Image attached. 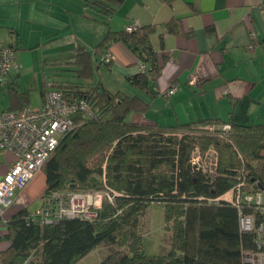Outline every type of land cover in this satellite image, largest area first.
Returning a JSON list of instances; mask_svg holds the SVG:
<instances>
[{
	"label": "trees",
	"instance_id": "1",
	"mask_svg": "<svg viewBox=\"0 0 264 264\" xmlns=\"http://www.w3.org/2000/svg\"><path fill=\"white\" fill-rule=\"evenodd\" d=\"M124 2L83 0L107 16ZM166 26L169 33L191 36L183 33L181 21ZM154 31V25L140 24L134 30L109 29L95 48L103 53L109 43L120 41L135 52L146 71L130 81L152 96L161 72L151 44ZM76 51L77 76L89 84L65 82L55 88L69 99L86 98L92 113L74 115V128L43 164V202L71 191L110 193L113 200L104 195L92 219L62 218L56 223L33 216L43 203L33 212L20 210L7 220L10 246L0 252V264H76L103 244L114 251L100 264H253L245 254L258 250L254 233L241 230L235 204L216 199L241 181L244 193L264 192V124L214 118L175 126L132 121L131 114L144 113L149 101L92 82L91 52L84 45ZM17 96L28 103V91ZM196 150L200 163L193 162ZM209 156L214 158L211 166L205 162ZM159 204L165 209L170 248L150 256L144 251L140 224L147 208ZM256 217L259 221L263 214Z\"/></svg>",
	"mask_w": 264,
	"mask_h": 264
},
{
	"label": "crops",
	"instance_id": "2",
	"mask_svg": "<svg viewBox=\"0 0 264 264\" xmlns=\"http://www.w3.org/2000/svg\"><path fill=\"white\" fill-rule=\"evenodd\" d=\"M100 17L106 19L105 26L98 23ZM171 20L181 21L183 33L191 32V36L169 33L166 25ZM134 23L155 26L151 44L161 66L155 96L131 83L139 72V57L125 44L113 41L103 53L95 51L109 29L123 30ZM251 32L257 35L254 50L248 48ZM4 44L17 48L18 68L0 89V110H18L24 103L17 94L23 91L29 92L24 105L30 106L32 90L37 89L39 107L51 88L65 82L89 84L66 72L79 68L74 55L84 45L91 52L94 71L105 65L116 80L105 84L107 89L149 101L144 113L131 114L132 121L175 126L214 118L264 124V0H125L112 16L83 0H0V46ZM108 53L110 62L104 59ZM69 62L76 68L66 67ZM40 67L49 72L43 83L36 85L35 78L26 83L24 78L40 75ZM193 74L199 80L192 84ZM173 84L178 89L168 95ZM14 159L12 152H0V180ZM40 175L43 186L38 195L33 182ZM44 188L41 171L4 215L0 206V252L10 246L7 220L24 208L37 210L43 203ZM38 197L40 204L32 209Z\"/></svg>",
	"mask_w": 264,
	"mask_h": 264
},
{
	"label": "built area",
	"instance_id": "3",
	"mask_svg": "<svg viewBox=\"0 0 264 264\" xmlns=\"http://www.w3.org/2000/svg\"><path fill=\"white\" fill-rule=\"evenodd\" d=\"M139 23L129 26L134 30ZM257 35L251 32L250 50L255 49ZM105 60H110L106 54ZM18 68L16 50L13 44L0 46V88L8 82V76L13 69ZM139 71H146V64L138 63ZM199 80L197 74L191 76L193 84ZM178 89L173 84L168 93ZM78 112L91 114V105L86 98L69 99L63 90L51 88L46 91L41 106L32 108L25 106L19 110H0V152H12L15 156L9 170L0 180V206L4 215L15 200L27 188L32 179L41 171L43 164L59 145L61 138L74 128V115ZM213 129L214 126H211ZM230 125H224L229 129ZM201 156L195 151L193 162L200 163ZM241 181L236 187L226 192L216 200H226L238 207L240 228L245 233H254L257 251L247 252L245 259L253 264H264V192L244 193ZM110 193L71 191L45 198L43 206L33 216H40L47 223H56L62 218L83 217L92 219L97 216L102 198ZM252 207V212H246L245 207ZM263 214L257 221L256 214Z\"/></svg>",
	"mask_w": 264,
	"mask_h": 264
},
{
	"label": "rangeland",
	"instance_id": "4",
	"mask_svg": "<svg viewBox=\"0 0 264 264\" xmlns=\"http://www.w3.org/2000/svg\"><path fill=\"white\" fill-rule=\"evenodd\" d=\"M103 17V16H102ZM105 17V16H104ZM106 18V17H105ZM101 18L99 19V24L105 26L106 19ZM68 55V54H66ZM65 57V56H63ZM67 59V58H66ZM65 59V60H66ZM68 61H71L69 59ZM66 67L70 66L71 68H76V64L73 62L65 63ZM41 66V65H40ZM70 69L67 68V71L70 75L76 76L78 75L77 70L69 71ZM107 67L103 65L100 69H96L94 72V78L91 80L94 82H102L104 85H110L112 80L116 81L112 76L107 73ZM71 73V74H70ZM49 72L47 74L43 71L40 67V75L38 77H34V74L24 78L25 82L30 84L36 79V85H40L43 83L41 80L48 77ZM73 76V77H74ZM45 77V78H44ZM78 77V76H77ZM76 78V77H74ZM80 78V77H78ZM83 80L84 78L81 77ZM39 83V84H38ZM39 99V92L37 89L32 90V102L30 106L32 108L38 107L36 104ZM132 115L129 117L131 119ZM209 130V129H208ZM207 151L204 152L206 154ZM207 162L210 166L214 162V158L212 156L206 158ZM43 186L42 177L41 175L38 176L33 182V190L35 194H38ZM39 195V194H38ZM40 204V197H38L35 202L31 205V208L34 209ZM141 231L143 234V247L144 251L147 255L154 256L159 255L167 252L170 248V232H168L165 228V209L162 204L159 205H151L147 208L144 216L141 219ZM114 251V247L109 244H103L98 246L96 249L91 251L86 257L78 261L76 264H100L106 256Z\"/></svg>",
	"mask_w": 264,
	"mask_h": 264
}]
</instances>
